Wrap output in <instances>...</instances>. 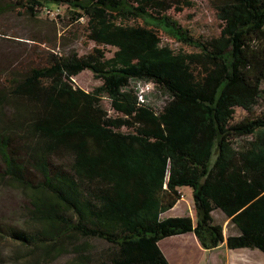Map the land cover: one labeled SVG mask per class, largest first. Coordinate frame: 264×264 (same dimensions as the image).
<instances>
[{"label": "trees", "instance_id": "1", "mask_svg": "<svg viewBox=\"0 0 264 264\" xmlns=\"http://www.w3.org/2000/svg\"><path fill=\"white\" fill-rule=\"evenodd\" d=\"M50 1L85 18L101 49L51 53L0 87V183L31 205L26 226L0 224L13 259L74 253L66 264H91L84 240L95 238L108 244L107 264H169L164 238L193 233L206 251L223 242L216 210L238 232L228 249L264 254V0H221L219 34L208 38L169 15L188 0ZM17 5L32 17L44 6ZM84 70L100 81L90 91L73 83ZM143 83L163 105L138 101ZM180 187L192 190L195 221L160 219Z\"/></svg>", "mask_w": 264, "mask_h": 264}, {"label": "rangeland", "instance_id": "2", "mask_svg": "<svg viewBox=\"0 0 264 264\" xmlns=\"http://www.w3.org/2000/svg\"><path fill=\"white\" fill-rule=\"evenodd\" d=\"M46 9L60 8L57 17L43 12L36 13L34 17L18 6V0H0V87H7L11 77L23 74L31 68L41 67L45 64L51 53L76 52L78 55H92L94 49H101L85 37L86 20L71 14L65 4L56 5L50 0H41ZM192 6L184 8L181 12L169 11L171 18L191 33L211 37L219 34V20L216 18V6L221 0H188ZM40 9V10H41ZM162 42L172 49H191L183 46L161 33ZM106 57L112 55L114 49H103ZM76 87L90 91L100 84L93 78L89 70H84L73 78ZM148 99L155 106L163 105L165 98L161 93L150 87ZM103 106L109 110L108 101H103ZM264 109V99L260 107ZM7 115V111H4ZM181 210H188L192 202L191 189L181 188ZM31 205L28 199L19 191L0 183V224L5 226L24 227L29 222ZM215 223H219L217 213H214ZM86 253L91 255V264H107L104 257L108 244L100 239H87ZM14 245L0 241V264H22L12 257ZM227 248L214 251H202L195 255H178L176 250L173 258H179L178 264H264V254L259 250H246L245 252H232L225 255ZM194 254V253H193ZM74 253L65 254L47 264H66L74 257ZM177 260V259H175Z\"/></svg>", "mask_w": 264, "mask_h": 264}, {"label": "crops", "instance_id": "3", "mask_svg": "<svg viewBox=\"0 0 264 264\" xmlns=\"http://www.w3.org/2000/svg\"><path fill=\"white\" fill-rule=\"evenodd\" d=\"M181 188L182 187L179 188V192L181 191ZM191 197H192V190H191ZM181 201H182V198L178 200L171 209L162 213L160 215V219H166V218H172V217H190L192 221L194 222L195 216H194V211H193V201L190 202V206L188 210H185V209L181 210L179 208ZM214 213H217V216L219 218L218 220L219 224L222 226L223 242L218 247H216L215 249L211 251L217 250L219 248H227L226 246L227 236L238 234L236 228L230 223L229 218L225 217L220 211L216 210L212 212L213 220H214V217H213ZM158 247L169 264H178L180 262V257L173 258L174 253H172V250H176L178 255L180 254L184 256L191 255V254L195 255V253H200L202 251H205L201 248L198 240L196 239L193 233H184V234L164 238L158 242ZM226 250L227 252L225 255L227 256L229 255V251L245 252L246 250H252V249L240 248V249L231 250L227 248Z\"/></svg>", "mask_w": 264, "mask_h": 264}, {"label": "built area", "instance_id": "4", "mask_svg": "<svg viewBox=\"0 0 264 264\" xmlns=\"http://www.w3.org/2000/svg\"><path fill=\"white\" fill-rule=\"evenodd\" d=\"M43 7H46V6H43ZM43 7H38L36 8V11L37 13L38 12H41ZM41 9V10H40ZM43 12L47 15H53V17H57L60 13V8L59 7H56L55 9L51 10V9H46V8H43ZM149 88L150 86L148 84H138V87H137V99L140 103H143L145 102L146 100V97H147V94L149 92Z\"/></svg>", "mask_w": 264, "mask_h": 264}]
</instances>
